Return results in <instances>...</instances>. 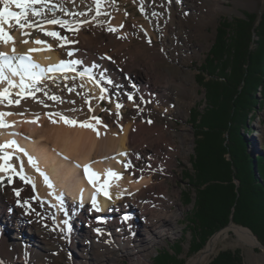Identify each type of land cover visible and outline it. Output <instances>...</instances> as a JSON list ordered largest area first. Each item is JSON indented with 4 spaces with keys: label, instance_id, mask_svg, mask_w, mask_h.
Masks as SVG:
<instances>
[{
    "label": "bare ground",
    "instance_id": "1",
    "mask_svg": "<svg viewBox=\"0 0 264 264\" xmlns=\"http://www.w3.org/2000/svg\"><path fill=\"white\" fill-rule=\"evenodd\" d=\"M141 1L146 11L155 2ZM175 1L196 22L224 7V0ZM117 2L41 0L28 10L31 26L2 21L14 39L0 40V53L15 57L12 66L30 57L39 78L25 75L21 86V76L0 58L7 77L0 79V93L8 92L0 96V124L6 125L0 126V165L7 168L0 170V264H43L69 248L78 250L74 264H119V256L152 264L151 249L177 232L169 183L156 173L172 174L179 145L165 123L144 113L149 107L172 113L185 84L144 70L137 57L146 49L134 51L131 44L137 33L152 42L155 32L125 7L137 0ZM9 10L22 11L15 4ZM53 19L65 24L48 22ZM124 107L138 110L128 115ZM85 166L97 174L92 181ZM79 223L83 229H74ZM233 230L240 241L258 243L253 232L232 223L191 264L208 258Z\"/></svg>",
    "mask_w": 264,
    "mask_h": 264
},
{
    "label": "rangeland",
    "instance_id": "2",
    "mask_svg": "<svg viewBox=\"0 0 264 264\" xmlns=\"http://www.w3.org/2000/svg\"><path fill=\"white\" fill-rule=\"evenodd\" d=\"M137 1L138 4L125 3V7L129 13H135L142 20L151 23L155 32L152 42L146 40L141 33L135 35L131 48L135 51L137 46L141 45L146 49L145 54L138 55L137 60L141 62L144 70H149L150 73H154L156 70L161 73L164 71L181 79L185 84L182 90L176 91L179 100L175 102V110L172 113L167 114L151 107L147 108L144 113L149 118L158 119L163 124L165 123L174 132L176 142L179 145V152L175 155L176 166L173 168L172 174H161L160 171L156 173L158 180H166L169 183L172 197L175 200L173 207L177 210L175 222L178 229L175 234L170 233L162 242L151 249V263L191 264L192 258L196 257L207 246L210 239L228 227L225 226L219 229V232L216 231L212 234L199 251H192L194 245L197 244L196 242H200V239L196 238L197 241L195 240L197 233L195 230H191L188 225V219L193 216L197 209L196 202L199 194V187L196 188V184H194L197 174L194 156L198 137L194 116L196 111L203 113L209 108L207 84L214 78L203 67L207 62L209 50L215 42L219 26L225 20H229L230 25L236 28V19L247 20L249 13L255 15L257 24L261 19L264 0H224V7L217 13L209 15L204 22H196L193 19L187 20L182 14L181 3L175 0H155V2L145 6L148 11L143 9L141 0ZM117 3L118 6H121V0H118ZM248 23L250 25V22ZM253 37L257 39L254 34ZM149 53L159 55V57L150 62ZM215 73L220 75L218 71ZM256 96L258 99L257 111L249 113L246 124L240 125V127L236 126L235 121L232 120L229 131L227 130L223 136L229 141L237 136L238 132L239 136L247 140L250 152L255 155L261 152L264 143V92L257 90ZM137 110L124 107V112L128 115H132V112ZM262 152L264 153V151ZM226 156L228 157L229 153ZM204 187L205 185L201 188ZM174 190H176L175 193ZM232 223L243 226L235 222ZM79 225L83 229L84 223H79L74 229ZM143 226V224L140 225L139 231ZM141 233H144V230H141ZM79 236L83 240V233L79 232ZM239 250L242 264H264V248L240 241L234 230L219 241L208 258L197 264H211L222 251H231L234 252L232 255L238 256L236 252ZM77 251L72 248L64 249L58 253V257L46 259L43 264H74L71 258L77 260ZM118 260L119 264H142L127 256H119ZM170 260L171 262H169Z\"/></svg>",
    "mask_w": 264,
    "mask_h": 264
},
{
    "label": "trees",
    "instance_id": "3",
    "mask_svg": "<svg viewBox=\"0 0 264 264\" xmlns=\"http://www.w3.org/2000/svg\"><path fill=\"white\" fill-rule=\"evenodd\" d=\"M247 18L236 19V28L229 20L219 26L203 67L214 78L207 84L209 108L194 116L198 129L194 184L199 194L188 225L200 242L195 241L193 252L232 219L264 244V143L255 155L237 131L229 141L223 137L232 120L238 127L246 124L248 114L258 109L257 90L264 92V8L257 24L255 15ZM238 252L234 256L222 251L211 264H242Z\"/></svg>",
    "mask_w": 264,
    "mask_h": 264
},
{
    "label": "snow or ice",
    "instance_id": "4",
    "mask_svg": "<svg viewBox=\"0 0 264 264\" xmlns=\"http://www.w3.org/2000/svg\"><path fill=\"white\" fill-rule=\"evenodd\" d=\"M39 2H41V0H3L4 7H3V9H0V40H4V42H7L8 40L14 39L9 33H7L5 31L2 21L11 20L14 18L16 24L19 25L21 28H23L25 26H31V22L28 20V10L32 8L33 4L39 3ZM10 4H15L16 7L21 9L22 11H20V12L10 11L9 10ZM33 14L39 15L40 13L33 10ZM21 21H24V23H22ZM48 22L52 23V24H61V25L65 24L64 21L55 20V19L49 20ZM41 30L43 31V29H41ZM47 35L53 36V37H59L58 32H48ZM60 38L66 39L63 37H60ZM36 43L37 44H44L46 42L37 40ZM39 50H41V49H30L29 51H39ZM0 58H2L6 63H8L9 67L12 68L14 75H20L21 76V86H23V80H24L25 75L34 76L37 79L39 78L38 76H36V74L34 72H32V69L34 67H36V65H34L30 62V57H20V64L16 65V66H12L10 63V61L15 59V57H9L5 53H0ZM61 63L63 64V62H61ZM0 79H7V77L3 76L2 68H0ZM9 82L11 83V81H9ZM7 95H8L7 89H5L4 92L0 93V96H7ZM17 95H20V93H17ZM14 102L18 104L20 101L16 100ZM9 103H13V101L10 100ZM118 107H119V105H118ZM4 115H5L4 113H0V117H2ZM66 122L75 123L74 121H70V120H66ZM0 126H6V125L0 124ZM83 126L92 127V125H88V124H85ZM0 147H3V146H0ZM4 159H5V161H7L9 159V157L6 156V157H4ZM7 167H11V165H8ZM0 170H7V168L0 165ZM85 170H86V172H89V180L92 181L93 177L96 176L97 174L92 173L91 170L88 168V166H85ZM109 175L115 176L117 174L113 173V172H111V170H109ZM94 186H95V184H94ZM101 190L104 191L105 195H108V192L106 190H104L103 188H101ZM18 194L19 193H17V195ZM97 210H99V209H97ZM97 231H99V230H97Z\"/></svg>",
    "mask_w": 264,
    "mask_h": 264
},
{
    "label": "water",
    "instance_id": "5",
    "mask_svg": "<svg viewBox=\"0 0 264 264\" xmlns=\"http://www.w3.org/2000/svg\"><path fill=\"white\" fill-rule=\"evenodd\" d=\"M231 222H234L233 219L231 220ZM231 222H230L227 226H230ZM242 227H245V226H242ZM245 228H247V229H249V231H251L250 228H248V227H245ZM251 232H253V231H251ZM254 235H255V234H254ZM255 236H256V235H255ZM256 238H257V240H258V237H257V236H256ZM256 246H259V247H261V248H264V244H262L261 242H259V240H258V243L256 244Z\"/></svg>",
    "mask_w": 264,
    "mask_h": 264
}]
</instances>
